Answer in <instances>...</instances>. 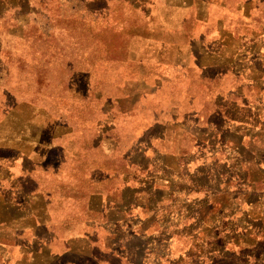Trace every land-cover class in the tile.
<instances>
[{"label": "rangeland", "instance_id": "rangeland-1", "mask_svg": "<svg viewBox=\"0 0 264 264\" xmlns=\"http://www.w3.org/2000/svg\"><path fill=\"white\" fill-rule=\"evenodd\" d=\"M263 176L264 0H0V264H264Z\"/></svg>", "mask_w": 264, "mask_h": 264}, {"label": "trees", "instance_id": "trees-1", "mask_svg": "<svg viewBox=\"0 0 264 264\" xmlns=\"http://www.w3.org/2000/svg\"><path fill=\"white\" fill-rule=\"evenodd\" d=\"M52 140H54L55 141V145L56 146H58V143H57V139H52ZM93 148H94V146H92ZM96 148V147H95ZM94 148V149H95ZM7 150V149H6ZM9 150V149H8ZM254 156L255 157H258V156H260V155H256V154H254ZM123 161V164L125 165V161H124V159L122 160ZM253 164V167L255 168V171L257 172V173H263V170H261L260 169V167H259V165L257 164V162H253L252 163ZM126 166V165H125ZM118 174V173H117ZM108 175V174H107ZM119 175V174H118ZM263 178H264V176H263ZM246 179L248 180V178H247V176H246ZM249 181V180H248ZM257 183H259V181L257 182ZM252 184H254V185H256L255 184V182L254 183H252ZM262 184V183H261ZM98 192L99 191H95V190H93V191H89L88 193H87V205H88V203H90V201H91V197L93 196V195H96V194H98ZM101 208V207H100ZM214 208H215V211H221L222 210V205H220L218 202H215V204L213 205L212 204V210H214ZM87 211L88 212H90L91 210L88 208L87 209ZM92 212H94V211H92ZM142 226H144V225H142ZM141 226V227H142ZM140 227V228H141ZM141 232H144V230L142 231L141 230ZM135 238H139V235L138 236H135V235H133ZM110 240H116L117 239V235L116 234H112L110 237ZM142 239H144L143 237H142ZM84 240H85V242H87V245H86V247H89L90 248V250L92 251V250H94V249H98L96 246H95V243H96V240L95 239H92V238H90V237H87V236H84ZM111 241V243L109 244H107V245H105L104 247H105V249L104 250H108V251H112V249H115V247H116V243L115 242H112ZM116 242L118 243L119 242V239H117L116 240ZM85 256H88V257H90V258H97V257H95L96 255H94L93 254V252H90V254L89 255H86L85 254ZM141 259V258H140ZM98 262H100V260L98 259ZM109 264H111V263H109Z\"/></svg>", "mask_w": 264, "mask_h": 264}]
</instances>
